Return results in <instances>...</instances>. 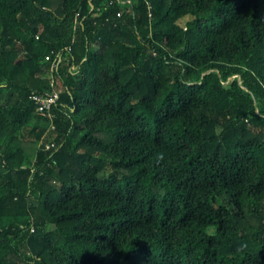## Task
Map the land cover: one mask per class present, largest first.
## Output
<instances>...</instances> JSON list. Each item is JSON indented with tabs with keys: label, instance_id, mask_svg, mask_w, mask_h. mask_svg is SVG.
<instances>
[{
	"label": "trees",
	"instance_id": "trees-1",
	"mask_svg": "<svg viewBox=\"0 0 264 264\" xmlns=\"http://www.w3.org/2000/svg\"><path fill=\"white\" fill-rule=\"evenodd\" d=\"M0 264H264V0H0Z\"/></svg>",
	"mask_w": 264,
	"mask_h": 264
},
{
	"label": "built area",
	"instance_id": "built-area-1",
	"mask_svg": "<svg viewBox=\"0 0 264 264\" xmlns=\"http://www.w3.org/2000/svg\"><path fill=\"white\" fill-rule=\"evenodd\" d=\"M48 58H50V56H47V59ZM56 66H57V60H56V57H55V59L53 61V64H52V70H54L56 68ZM35 97L38 99V102H39L38 110L40 112H44L45 110L49 109L51 104L58 98V94L55 93L53 96H48V97H45V98H38V96H35ZM52 127L54 128V125H52ZM46 146L50 147L51 144H47Z\"/></svg>",
	"mask_w": 264,
	"mask_h": 264
}]
</instances>
